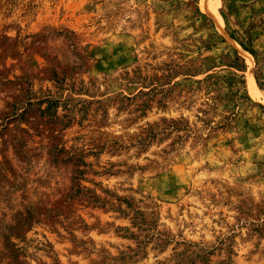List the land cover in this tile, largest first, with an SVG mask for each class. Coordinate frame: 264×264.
I'll use <instances>...</instances> for the list:
<instances>
[{
	"label": "rangeland",
	"instance_id": "1",
	"mask_svg": "<svg viewBox=\"0 0 264 264\" xmlns=\"http://www.w3.org/2000/svg\"><path fill=\"white\" fill-rule=\"evenodd\" d=\"M0 264H264V0H0Z\"/></svg>",
	"mask_w": 264,
	"mask_h": 264
},
{
	"label": "trees",
	"instance_id": "2",
	"mask_svg": "<svg viewBox=\"0 0 264 264\" xmlns=\"http://www.w3.org/2000/svg\"><path fill=\"white\" fill-rule=\"evenodd\" d=\"M50 109V106H48L47 108H45V110ZM19 115H23V112L20 113ZM30 207L31 205H29L25 211L23 213V216L21 217L20 221L16 224H7V229L8 231L4 232L2 235L5 239V244L6 246L9 245V248L11 249V256L14 259V261H16L17 257H16V252L18 249H20L16 242L12 240L13 236L16 237H20L22 235V230L24 228H30L31 225L34 222V218H33V213L30 211ZM21 211H19V213H22Z\"/></svg>",
	"mask_w": 264,
	"mask_h": 264
},
{
	"label": "bare ground",
	"instance_id": "3",
	"mask_svg": "<svg viewBox=\"0 0 264 264\" xmlns=\"http://www.w3.org/2000/svg\"><path fill=\"white\" fill-rule=\"evenodd\" d=\"M253 84H255V83H253ZM255 88H257V87H254V89H255ZM252 89H253V88H252Z\"/></svg>",
	"mask_w": 264,
	"mask_h": 264
}]
</instances>
